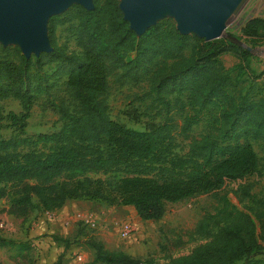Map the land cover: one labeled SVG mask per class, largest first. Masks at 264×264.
<instances>
[{
	"label": "trees",
	"instance_id": "1",
	"mask_svg": "<svg viewBox=\"0 0 264 264\" xmlns=\"http://www.w3.org/2000/svg\"><path fill=\"white\" fill-rule=\"evenodd\" d=\"M92 3L91 8L72 3L58 15L61 22H69L79 54L63 52L52 39L51 50L33 57H25L17 45L0 44V99L13 97L21 104L18 113L8 110L5 114L18 134L0 136V198L6 200L0 212L25 217L34 209L54 210L69 199H87L130 204L142 219L159 218L167 202L217 191L226 179L257 172L259 157L251 140L264 137V88L243 91L219 59L221 53L230 52L245 60L248 49L223 36L205 39L182 32L169 15L137 34L124 18L119 0ZM248 25L264 26V17L248 19L242 33ZM187 47L191 54L183 68L150 81V100L163 108L162 121H146L137 129L110 117L109 75L134 82L147 74L154 77L168 58L180 56ZM50 62L54 67L47 73L42 65ZM33 63L38 70L29 71ZM61 76L67 96L52 103L61 120L59 128L24 134L35 98ZM49 77L53 79L48 83ZM182 92L189 108H205L208 130L189 136L199 117L194 112L186 115L181 129L189 139L186 150L179 152L169 110L172 100L183 102L178 95ZM128 114L137 116L135 110ZM242 193L247 194L245 185ZM258 205L254 210L258 229L250 213L239 212L233 221L220 225L211 239L167 261L133 257L91 239L92 260L103 264H264L258 256L264 252L260 242L264 240V200ZM13 242L0 234V245ZM58 262L59 258L52 264Z\"/></svg>",
	"mask_w": 264,
	"mask_h": 264
},
{
	"label": "rangeland",
	"instance_id": "2",
	"mask_svg": "<svg viewBox=\"0 0 264 264\" xmlns=\"http://www.w3.org/2000/svg\"><path fill=\"white\" fill-rule=\"evenodd\" d=\"M75 2L77 1L69 0L58 10L45 13L44 29L50 48L39 53L51 50V45L54 44L67 54H79L80 48L75 44L69 22H61L58 18L63 10ZM165 15L171 16L177 23L173 13L166 7L153 20ZM51 17H54V21L50 25ZM252 17H264V0H237L224 17V33L219 36L225 37V33L230 32L254 47L253 51L248 50L245 60L230 52L219 55L220 61L243 91L248 87L252 91L264 88V26L248 25L245 28L246 33L241 32V27ZM188 31L207 38L196 30ZM0 44L17 45L25 57L39 55L33 49L25 54L18 40L0 38ZM190 54L191 49L187 47L180 56L168 58L154 77L147 74L138 82L119 80L113 74L109 75L106 100L110 117L137 129H142L146 121H162L165 117L163 108L159 103L150 100V81L183 68ZM53 67L52 62L42 65L47 73ZM28 70H38L37 64L29 65ZM51 79L53 78H48V83ZM63 79V76L56 78L47 92L37 95L30 107L24 134L59 128L61 120L59 113L52 108V103L67 96ZM178 95L183 102L173 103L172 100L169 115L177 150L183 152L189 139L181 129L186 115L194 112L199 117L188 130L189 136H200L207 132L208 115L205 108H189L185 102V92ZM8 110L18 113L21 110L19 100L13 97L0 99L2 137L18 134V130L5 117ZM131 110H135L136 117L128 114ZM251 142L259 157L257 172L243 178L226 179L217 191L196 193L167 202L165 211L159 218L142 219L130 204L108 205L87 199L67 200L61 211L53 210L52 217H48L41 209H35L25 217H14L0 212V234L15 240L10 245H0V264H52L57 258L58 264H103L92 260L93 248L89 244L91 239L102 242L109 250L122 251L137 258L149 256L162 262L188 253L196 245L211 239L220 225L233 221L239 212L250 213L258 229L254 210L259 206V201L264 200V137L252 139ZM88 174L97 175L91 172ZM243 185L247 187V194L242 193ZM223 197L227 198V202ZM5 203V198H0V206ZM89 213H92L93 219L86 222L82 217ZM124 229L126 232L123 234ZM260 242L264 251V240ZM258 256L264 259V252Z\"/></svg>",
	"mask_w": 264,
	"mask_h": 264
},
{
	"label": "water",
	"instance_id": "3",
	"mask_svg": "<svg viewBox=\"0 0 264 264\" xmlns=\"http://www.w3.org/2000/svg\"><path fill=\"white\" fill-rule=\"evenodd\" d=\"M69 0H0V38L18 40L25 54L33 49L36 54L48 50L45 34V13L56 11ZM91 8L92 0H76ZM237 0H120L119 7L130 27L140 34L163 9L168 8L182 32L193 29L208 39L224 32L223 19ZM226 38L244 46L249 51L254 47L246 44L237 35L225 33ZM206 38V39H207Z\"/></svg>",
	"mask_w": 264,
	"mask_h": 264
},
{
	"label": "built area",
	"instance_id": "4",
	"mask_svg": "<svg viewBox=\"0 0 264 264\" xmlns=\"http://www.w3.org/2000/svg\"><path fill=\"white\" fill-rule=\"evenodd\" d=\"M44 214H46L48 217H52L53 215V210H43ZM83 220L86 221V222H91L92 221V213L90 214H84L83 215ZM126 232V230L124 229L122 231V233L124 234Z\"/></svg>",
	"mask_w": 264,
	"mask_h": 264
},
{
	"label": "crops",
	"instance_id": "5",
	"mask_svg": "<svg viewBox=\"0 0 264 264\" xmlns=\"http://www.w3.org/2000/svg\"><path fill=\"white\" fill-rule=\"evenodd\" d=\"M3 205H6V203L3 204ZM3 205H1V206H3ZM1 206H0V207H1ZM34 210H35V209H34ZM55 210H57V211L60 210V211H61V210H62V206H61L60 208H58V209H55ZM32 211H33V210H32ZM32 211H31V212H32ZM4 213H6V212H4ZM29 213H30V212H29ZM29 213H28V214H29ZM6 214H8V213H6ZM28 214H27V215H28ZM8 215H11V214H8ZM11 216H13V215H11ZM14 217H15V216H14ZM2 236H3V235H2ZM4 237H5V236H4ZM9 238H10V237H9Z\"/></svg>",
	"mask_w": 264,
	"mask_h": 264
}]
</instances>
